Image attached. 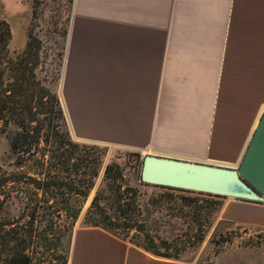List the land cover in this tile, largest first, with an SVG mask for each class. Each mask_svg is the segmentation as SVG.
I'll use <instances>...</instances> for the list:
<instances>
[{
	"label": "rangeland",
	"instance_id": "374dc122",
	"mask_svg": "<svg viewBox=\"0 0 264 264\" xmlns=\"http://www.w3.org/2000/svg\"><path fill=\"white\" fill-rule=\"evenodd\" d=\"M71 5L69 11L68 0H0V19L11 28L12 40L8 47L11 54L24 50L30 26L37 35H47L40 64L43 75L49 70L52 59L58 53L62 54L57 93L71 139L101 149L91 151L86 162L90 167L84 168L87 172L93 171L97 158L103 157L102 152H106L104 163L87 197L75 196L77 191L88 188L89 178L78 184V160L73 154L70 166L59 165L62 168L56 172L59 179L50 180L56 185L53 192L37 189L34 181L48 182L46 176L37 175L40 170L34 172V169H40L36 168L37 161L45 147L40 145L39 150H34L33 161L36 162H27L23 169L15 168L14 164L20 158L9 151L1 121L0 205L4 214L0 215V223L13 225L5 228L6 245H0V264L17 252L27 257L28 264H68L72 238L82 227L101 228L140 248H151L161 255L170 253L173 257L167 259L176 261L264 264V227L227 220L226 214L223 215L226 199L142 184L139 171L126 158L127 153L138 152L107 146L101 140L94 143L93 137H86L80 127L83 110L76 109L77 101L90 98L99 113L95 114L96 123L101 124L103 80L109 76L105 67L117 64L112 56L117 57L119 52L110 48L118 47L115 43L122 40H135L134 23L139 19V25L144 27L146 3L72 0ZM154 7L157 11L160 3H154ZM166 19H158L160 41L165 39ZM65 28L68 33L64 40ZM3 81L5 89L11 83L9 73L4 74ZM88 85L89 97L86 96ZM73 103H76L75 107ZM65 151L66 148L60 153ZM140 155L143 158L146 154ZM112 162L120 166L113 173L120 178L117 184L107 185L104 183L105 169ZM101 188L104 193L99 206L94 207V198ZM119 189L126 199L122 208L116 203L118 197L109 194ZM213 201L221 203L220 206H215ZM80 204L82 211L79 218L74 219ZM92 206L93 214L88 221L86 216ZM215 211L217 213L211 218L210 214ZM123 213H129L125 219H122ZM13 229L18 232L17 236L7 234Z\"/></svg>",
	"mask_w": 264,
	"mask_h": 264
},
{
	"label": "crops",
	"instance_id": "0c3cea01",
	"mask_svg": "<svg viewBox=\"0 0 264 264\" xmlns=\"http://www.w3.org/2000/svg\"><path fill=\"white\" fill-rule=\"evenodd\" d=\"M129 1L146 3V22L136 16L135 40L110 48L119 52L105 67L101 124L90 98L77 101L84 134L140 154L237 164L264 111V0ZM223 199L227 220L264 227V204ZM68 264L191 263L82 227Z\"/></svg>",
	"mask_w": 264,
	"mask_h": 264
},
{
	"label": "trees",
	"instance_id": "16d2710c",
	"mask_svg": "<svg viewBox=\"0 0 264 264\" xmlns=\"http://www.w3.org/2000/svg\"><path fill=\"white\" fill-rule=\"evenodd\" d=\"M68 3L69 11H71L72 0H68ZM67 33L68 28H65L63 33L64 40ZM46 36L43 35L41 37V35H37L33 26H30L28 41L24 50L11 54L8 49L12 40L11 28L6 21L0 19V123L1 121L4 122L2 128L4 131L3 138L8 143L9 151L20 158L14 164V167L17 169H23L27 162H36V160L33 161L35 156L34 150H39L40 145L45 147V150L41 152L40 158L37 161L38 167L36 168L40 169H34V172H36L35 170H40L37 175L46 176L48 182H34L37 189H43L47 193L53 192L52 190L56 186L54 181L50 180L59 179L56 174V172L62 170L59 165L62 167L70 166L72 157L75 155L78 160V165H76V180H78V184L83 183L86 178H89L88 188L85 191H77L75 196L76 198L87 197L95 180L99 176V169L104 163L106 152H102V159L97 158L94 163L95 167H93L91 173L85 170L90 167L86 162H88V157L91 156V151L101 149L98 146L81 145L71 139L65 112L57 93L62 54L58 53L57 57L52 59L49 70H45V75L40 70L42 50ZM5 73H9L11 83L4 89L3 78ZM64 148H66V151L60 153ZM27 155L28 158L26 157ZM126 158L140 172L143 164L141 155L139 153H127ZM116 169H120V166L115 162L106 166L105 184H117L120 177L113 175ZM103 193L104 189H99L94 198V207L99 206V199H101ZM109 194L110 196L118 197L116 203L120 208L125 206L126 199L120 189L117 192H109ZM213 202L215 206H220L221 204L217 201ZM34 211L36 212V210ZM81 211L82 205L80 204L73 218L78 219ZM216 213L217 211L210 214V217L212 218ZM3 214V206L0 205V215ZM92 214L93 206L87 214L86 220L89 221ZM123 214L122 219H125L129 213ZM211 223L212 220L209 221V224ZM12 225L9 222L0 223V245H6V235L4 234L7 231H5V228ZM11 233L16 236L18 235L15 229L9 231L7 234L11 235ZM201 240H204V237ZM142 249L157 257H173L170 253L161 255L154 252L151 248ZM3 263L28 264V259L22 253L17 252L11 257H6Z\"/></svg>",
	"mask_w": 264,
	"mask_h": 264
},
{
	"label": "water",
	"instance_id": "95a60500",
	"mask_svg": "<svg viewBox=\"0 0 264 264\" xmlns=\"http://www.w3.org/2000/svg\"><path fill=\"white\" fill-rule=\"evenodd\" d=\"M142 184L264 204V111L235 165L147 154Z\"/></svg>",
	"mask_w": 264,
	"mask_h": 264
}]
</instances>
